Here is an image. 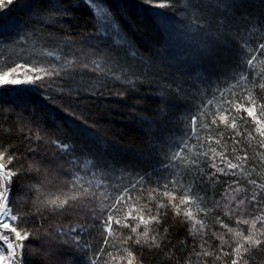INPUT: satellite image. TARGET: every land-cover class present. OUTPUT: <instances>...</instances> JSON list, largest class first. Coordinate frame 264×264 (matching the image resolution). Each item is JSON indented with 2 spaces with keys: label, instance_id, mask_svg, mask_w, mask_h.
I'll return each mask as SVG.
<instances>
[{
  "label": "trees",
  "instance_id": "16d2710c",
  "mask_svg": "<svg viewBox=\"0 0 264 264\" xmlns=\"http://www.w3.org/2000/svg\"><path fill=\"white\" fill-rule=\"evenodd\" d=\"M160 2L0 0V72L52 70L0 87L23 264H232L251 231L237 220L264 217V137L244 111H264V0ZM244 247L239 264H264V243Z\"/></svg>",
  "mask_w": 264,
  "mask_h": 264
},
{
  "label": "snow or ice",
  "instance_id": "6c2138e0",
  "mask_svg": "<svg viewBox=\"0 0 264 264\" xmlns=\"http://www.w3.org/2000/svg\"><path fill=\"white\" fill-rule=\"evenodd\" d=\"M93 3H95V0H92ZM167 4L162 0L160 3H156L154 7L164 8ZM101 11H103L101 9ZM118 44L120 43H127V41L123 40V38H120L116 41ZM260 48H264V44H261L259 46ZM133 56L136 55L134 51L131 52ZM255 59V56H253L252 59H249L247 61L248 65L251 66L253 64V61ZM13 73L16 75L13 76ZM30 73H40V75H36L33 77ZM52 75V70L45 68L43 66L37 67L33 65H21L17 64L15 67H12L8 71L0 72V87H3L8 84L12 85H19L21 83H33L35 80H40L43 78V75ZM9 77H12L11 79ZM261 87H264V84L260 85ZM251 100V97H249ZM244 111L247 113V116L252 118L254 123L257 125L256 132L259 133L261 137H264V111H261L260 116L258 117L256 115V104L255 101H251V106L244 109ZM223 119V118H222ZM215 123V121H213ZM227 123V121H225ZM231 127L235 128V122L233 121ZM4 161V153L0 151V229H7L11 233L14 234V239H10V237L6 234L0 233V241L3 243L0 244V264H23L22 260L20 259V256L22 255V249L24 245L21 243L23 240L27 239L28 232L23 227L17 226L15 223L18 220V215L12 214V208L9 207L8 203V196H9V188L8 185L11 182V178L13 175H15V172L13 170H6V163ZM226 163L227 168L229 169H237L241 167L242 165L237 163H232L231 161H222ZM7 163H11V159L7 161ZM213 167H217L215 163L213 164ZM218 171L223 172L224 169H219ZM78 183V181H77ZM255 183V181H253ZM81 188H83L84 193H88L89 189L84 188L83 185H80ZM164 195L171 196V199L175 201L176 197L173 194L165 192ZM76 196H71L68 198H65L63 200H60L59 197L57 200H52L50 203L62 207L64 204L68 203V199H76ZM253 199H255V196H253ZM187 202V198H181L180 203L183 204ZM241 204H243V201H240ZM160 207H163L161 204ZM173 207L177 209V212L180 211L179 205L173 204ZM131 215V213H129ZM186 215L191 219L192 218V212L188 211L186 212ZM112 216L109 215L107 225H106V231L111 232V224H112ZM140 222L144 224L145 226L148 225L151 219H156V217H150L149 219H145L143 215L139 217ZM257 222H260L262 225H264V217L257 216L253 218L251 221L249 219L243 218L241 216L237 223H244V224H250L251 225V231L249 235L244 236L243 233L237 232L236 235L240 237L243 241V243H239L237 247L235 248V253L237 258L232 261V264H239L240 256L242 252L248 251L247 248L244 247L245 244L249 245V247L253 246H259L261 243H264V241L261 240V236H264V227L261 229H256ZM117 224L120 223L119 220L116 221ZM197 223H200L197 221ZM11 224V226H10ZM127 226V225H125ZM222 227H226V225H221ZM201 227H203V224L201 223ZM133 232L136 231V228L132 229ZM229 231H232V229H229ZM144 237L148 236V232L145 231L143 233ZM222 239V237H221ZM137 243H140V240L138 239L136 241ZM127 264H133L131 253H129V258Z\"/></svg>",
  "mask_w": 264,
  "mask_h": 264
},
{
  "label": "rangeland",
  "instance_id": "374dc122",
  "mask_svg": "<svg viewBox=\"0 0 264 264\" xmlns=\"http://www.w3.org/2000/svg\"><path fill=\"white\" fill-rule=\"evenodd\" d=\"M16 86H20V84L19 85H16ZM192 123H195V119L192 120ZM8 188H9V185H8ZM8 200H9V196H8ZM10 226H11V224H10ZM4 230H7V229H0V233H3ZM0 242H2V241H0ZM20 258H21V256H20Z\"/></svg>",
  "mask_w": 264,
  "mask_h": 264
}]
</instances>
